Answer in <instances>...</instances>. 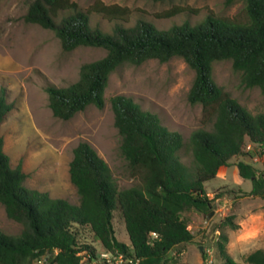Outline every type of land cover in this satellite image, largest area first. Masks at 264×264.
I'll return each instance as SVG.
<instances>
[{"label": "trees", "instance_id": "trees-1", "mask_svg": "<svg viewBox=\"0 0 264 264\" xmlns=\"http://www.w3.org/2000/svg\"><path fill=\"white\" fill-rule=\"evenodd\" d=\"M227 2L244 4L245 22L210 14L195 25L184 22L160 30L138 20L133 26L115 23L110 32L93 27L90 14L125 22L127 8L100 1L85 11L72 0L28 3L23 22L53 31L63 51L79 47L106 51L104 57L81 65L75 82L46 87L55 118L70 120L90 106L103 109L110 76L121 65L139 66L151 59L164 63L178 57L195 73L188 101L201 105L202 124L212 129L190 134L194 166L189 167L178 155L184 145L181 134L169 131L156 114L144 111L131 97L113 96L110 105L121 136L120 150L130 170L140 175L141 186L118 190L105 162L90 143L82 141L69 163L76 204L28 189L22 166H10L0 136V204L9 219L22 225L16 236L0 231V264H107L98 262L93 243L104 252L132 260L126 264L178 263L172 252L194 239L184 213L207 214L212 208L206 182L219 169L231 166L232 159L243 154L246 142L264 153V111L250 113L212 77L214 62L230 60L240 73L241 85L257 87L264 95V0ZM179 11L159 17H172ZM11 108L1 90L0 124ZM246 156L252 157L249 152ZM234 166L240 178L251 180L250 195L264 199L263 175L249 161L240 160ZM116 211L121 213L129 244L115 236ZM84 232L90 233L92 242L83 240ZM217 246L224 264H240L228 256L224 242ZM245 261L264 264V251L249 254Z\"/></svg>", "mask_w": 264, "mask_h": 264}, {"label": "rangeland", "instance_id": "rangeland-1", "mask_svg": "<svg viewBox=\"0 0 264 264\" xmlns=\"http://www.w3.org/2000/svg\"><path fill=\"white\" fill-rule=\"evenodd\" d=\"M30 1L0 0V91L3 90L7 103L12 106L0 124V136L10 166H22L26 175L24 185L28 189L47 193L52 198L66 199L76 204L78 195L70 181L69 163L74 148L85 141L105 162L110 180L118 190L140 187V175L130 170L120 150L121 136L114 126L110 105V99L116 95L131 97L144 111L156 114L169 131L181 134L184 145L178 153L180 160L186 166H194L189 136L200 128L212 129L211 125L202 124L201 105L190 104L187 98L194 71L178 57L164 63L151 59L139 66L121 65L110 76L103 109L90 106L70 120H59L49 108L46 87H65L75 82L81 65L104 57L106 51L94 47L63 51L53 31L23 22L22 17ZM72 1L84 11L97 1L129 10L125 22L110 21L101 14L91 13V25L105 32H110L115 23L133 26L138 20L167 30L172 25L184 22L195 25L210 14L246 21L244 4H230L227 0ZM178 9L180 11L172 17H159ZM212 77L220 88L250 113L264 111V95L257 87L247 89L241 85L240 73L233 69L230 60L214 62ZM248 152L251 158L246 156ZM240 160L249 161L264 177L262 149L246 142L243 154L233 158L231 166L219 169L216 177L206 182L205 189L212 200L211 210L207 214L194 210L184 213L194 239L172 252L178 260L177 264H224L218 242H224L228 256L240 264H248L245 258L249 254L264 251V235L256 239L255 246L246 254L228 247L231 233L239 228L238 221L246 219L249 212L255 214L264 211V199L250 195L251 180H244L238 175L234 164ZM113 226L117 240L129 244L119 211L114 214ZM0 231L12 236L22 231V225L9 219L1 204ZM83 240L92 242L89 232L83 233ZM93 245L98 262H103L100 254L104 251L98 244Z\"/></svg>", "mask_w": 264, "mask_h": 264}, {"label": "clouds", "instance_id": "clouds-1", "mask_svg": "<svg viewBox=\"0 0 264 264\" xmlns=\"http://www.w3.org/2000/svg\"><path fill=\"white\" fill-rule=\"evenodd\" d=\"M246 215V219L238 221L239 228L231 233L228 244L230 250H238L242 255L248 253L255 246L256 239L264 235V211Z\"/></svg>", "mask_w": 264, "mask_h": 264}, {"label": "built area", "instance_id": "built-area-1", "mask_svg": "<svg viewBox=\"0 0 264 264\" xmlns=\"http://www.w3.org/2000/svg\"><path fill=\"white\" fill-rule=\"evenodd\" d=\"M100 256L102 257L103 262L107 264H126L132 262L130 259H124L122 255L114 256L107 252H102Z\"/></svg>", "mask_w": 264, "mask_h": 264}, {"label": "water", "instance_id": "water-1", "mask_svg": "<svg viewBox=\"0 0 264 264\" xmlns=\"http://www.w3.org/2000/svg\"><path fill=\"white\" fill-rule=\"evenodd\" d=\"M208 218H209V215H208V217H207V220H208Z\"/></svg>", "mask_w": 264, "mask_h": 264}]
</instances>
